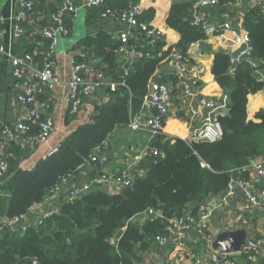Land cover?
I'll list each match as a JSON object with an SVG mask.
<instances>
[{
	"label": "trees",
	"instance_id": "16d2710c",
	"mask_svg": "<svg viewBox=\"0 0 264 264\" xmlns=\"http://www.w3.org/2000/svg\"><path fill=\"white\" fill-rule=\"evenodd\" d=\"M138 1L105 0V5L121 10ZM191 4L189 0H177L167 11L166 25L179 34L176 45H168L161 38L152 47L140 46L136 37H130L132 46L148 49L150 55L125 63L127 73L119 68L117 44L109 35L100 32L86 40L101 60L93 68L95 73L118 71L114 80L118 85L109 91L112 100L96 107L90 121L68 136L57 152L40 160L32 170L16 172L0 185V224L3 220L22 218L33 206L44 203L63 180L74 179L86 166L93 167L97 161L92 157L99 159L96 148L110 142L114 129L128 126L129 112L140 111L142 99L152 89L154 79L156 84L177 82L175 74L156 77V72L175 46L186 51L189 43L204 38L200 27L189 20ZM100 9L90 12L99 17ZM155 16L153 8L145 7L136 19L157 25ZM245 27L251 55L264 69V14L248 15ZM144 37L141 34V39ZM230 67L229 54L214 55L211 74L228 94L227 114L215 116L222 131L219 139L213 142L183 139V132L166 130L173 125L180 130L185 125L183 113L160 116L162 133L150 135V146L157 153L145 154L138 163L143 174L132 180L125 194L95 189L94 183L79 197H60L57 211L41 223L28 225L24 231L8 226L0 233V264H34V261L37 264H135L157 235L168 234V218L184 211L196 217L204 198L222 193L232 180L247 178L244 166L264 151V110L256 113L258 121L248 120V95L264 89V82L256 79L254 68L247 62L238 64L232 71ZM28 125L26 137L38 132L37 123ZM109 148L110 144L106 151ZM17 150L18 147L12 148L13 163L18 160ZM100 172L94 169L92 176H97L92 180ZM148 207L156 208L160 216L142 225L132 221Z\"/></svg>",
	"mask_w": 264,
	"mask_h": 264
},
{
	"label": "crops",
	"instance_id": "0c3cea01",
	"mask_svg": "<svg viewBox=\"0 0 264 264\" xmlns=\"http://www.w3.org/2000/svg\"><path fill=\"white\" fill-rule=\"evenodd\" d=\"M34 8L32 16L22 22L24 34L15 39L12 35L13 17L18 13L20 6L19 0H3L0 29L3 33L1 46L5 53L0 54V131L4 126L14 127L18 115L23 114L26 109L17 100V94L12 87V75L10 61L6 55L7 52L21 54L29 52L34 55L36 61L41 63L42 51L45 43L38 35V28L48 23L49 14L56 10L57 0H30ZM76 5H81L86 0H72ZM144 8H153L156 16L154 23L163 30V37L168 45H176L179 40V34L169 28L165 23L167 11L172 2L177 0H140ZM192 3V0H189ZM131 6V4H130ZM95 10V9H92ZM91 10V11H92ZM255 12L264 14V0H221L214 7H202L196 13L211 25H217L223 21H229L234 28H246L245 18ZM90 9H80L76 16L65 14L68 21L66 26L68 32L59 38L54 53V70L60 79V83L51 90H43L36 95L34 105L43 113H49L54 120L55 132L43 143L34 144L23 134H18L14 141L0 144V156L5 157L9 162V168L2 183L5 184L13 174L19 171H29L43 159L48 158L56 147L70 136L75 130L90 121L91 115L96 107L104 105L112 100L109 91V82L118 77V71L105 74L104 80L99 84L91 95L83 99V104L77 113L71 112L69 104L70 89L68 81L70 78V66L72 62H83L88 67L87 70L93 69L101 63L96 56L94 46L86 43L88 38H95L100 32L109 35L114 43L120 30L127 28V25L121 24L115 17H95ZM194 18V12L191 11L189 20ZM130 37L135 38L140 44L144 42L141 34L131 31ZM187 45L186 51L192 56V59L200 63L205 71L198 76L200 85L198 90L201 95L212 99H219L228 94L220 87L218 82L211 74L213 57L216 53L231 54L237 50V44L234 41V35L231 33H215L209 37L201 38L193 46ZM128 57H120L119 68L127 63ZM231 71V69H230ZM163 70L160 68L156 72V77L161 76ZM264 74V72H263ZM153 80L154 85H157ZM199 103V96L187 98L182 95L181 87L176 86L170 102L166 109L168 116H173L177 111H181L186 118H191L190 106L196 107ZM264 110V89L248 95L246 113L248 120L258 121L255 115L258 111ZM205 113L207 109H202ZM222 112V111H221ZM145 115H150L146 111ZM186 120H181L185 125L179 128L176 125L168 127L166 130H178L182 133L190 130L194 124ZM151 136L144 131H133L128 126L118 127L110 134V148L108 151L101 153L99 158L104 155H113L109 164L97 170L94 166H86L74 179H68L60 188L52 194H49L45 202L34 206L25 216V225H35L39 216L57 208L60 197L69 198L70 190L89 184L93 177L94 169L100 173H118L126 165L125 151L134 148L132 157L136 159V167L130 169L132 180L143 174L142 169L138 168V163L144 159V152L150 146ZM10 143V144H9ZM18 147V160L13 163L14 155L12 148ZM99 160V159H98ZM264 160V151L262 154L250 158V161L244 166L246 177L254 183V193L259 200L256 207H251L246 201L243 191L234 187V193L228 196L225 201L223 197L226 190L217 195H211L202 200L200 210L210 211L211 219L206 232L200 235L195 226L188 231L185 247L181 250L174 251L175 238L169 237L165 245H159L155 238L152 240L150 247L143 251L141 259L135 264H165L171 258L174 264H190L192 260L198 258L206 264H212L211 255L214 250L213 241L216 236L223 230H242L246 238L256 239L260 245L263 254L259 257L260 264H264V178H259L251 167L253 162ZM94 168V169H93ZM95 189L102 191L115 192L114 186L110 182L98 184ZM81 196V195H80ZM79 197V196H78ZM192 209L191 205L187 207ZM198 211V212H199ZM150 220L145 212L136 215L132 221L142 225L144 221ZM221 252V251H220ZM235 264H252L245 261L240 255L234 257Z\"/></svg>",
	"mask_w": 264,
	"mask_h": 264
},
{
	"label": "built area",
	"instance_id": "2783aa9c",
	"mask_svg": "<svg viewBox=\"0 0 264 264\" xmlns=\"http://www.w3.org/2000/svg\"><path fill=\"white\" fill-rule=\"evenodd\" d=\"M220 0H192L191 11L194 12V18L190 21L193 25L199 26L202 30L204 38L209 37L215 33H231L234 35V41L237 44V50L229 54L231 71L240 63L247 62L254 68L253 74L258 81L264 82V69L258 66L256 60L252 57V46L250 44V37L246 28H234L229 21H223L217 25H211L204 19H202L196 12L202 7H214L219 4ZM2 2L0 0V21L3 19L2 15ZM20 9L18 13L13 17L12 35L15 39L20 38L24 34L22 22L29 19L32 16L34 5L30 0H19ZM99 9L100 17H115L121 24L127 25V28L120 30L117 36V48L116 53L121 56H127V63H132L134 59L141 58L150 55V50H138L130 44V34L132 32H138L144 34V42H141L140 46L155 45L159 39L163 37V30L160 26L155 24H148L144 22H138L137 17L142 13L144 5L141 1L131 4V6L125 9H113L105 5V0H86L81 5H76L72 0H57V8L49 14L48 23L38 28L37 35L44 41L45 46L42 51L41 63L35 60L33 54L24 52L21 54H15L7 52L6 55L11 65L12 75V87L17 94L18 102L26 109L23 114L18 115L15 120L14 127L4 126L0 131V144L4 142L14 141L18 134H25L30 122H35L38 125V132L29 139L32 143L38 145L45 142L54 132L55 124L54 120L49 113H43L35 105L36 95L43 90H51L60 83V79L54 70V53L56 50L59 38L66 35L68 28L65 24V14L76 16L80 9ZM264 13V12H263ZM3 33L0 29V54L5 53L1 46ZM199 41V39L191 42L189 46H193ZM144 48V47H142ZM161 55V53H158ZM87 66L83 62H72L70 66V78L68 81V87L70 89L69 104L72 113H77L83 99L96 90L97 86L104 80V74L95 73L93 69L87 70ZM124 73L128 72V67L122 65ZM162 74H175L177 76V82H163L157 85H153L152 89L143 97L141 103V109L138 113L133 114L129 112L128 127L133 131H144L151 136L162 133V123L159 117L152 115H145L146 111H150L152 107L157 109L167 108L172 93L176 86L181 87V92L184 97L193 98L199 96V103L196 107L190 106L191 118L186 120L190 123L193 121V125L190 127L183 136L186 140H204L213 142L220 138L222 131L220 124L216 121L215 116L222 113V107L227 104V96L223 95L219 99H212L207 96L201 95L198 87L200 81L198 76L205 71V68L198 62L192 59V56L183 51L180 47H174L164 58ZM122 83V82H121ZM123 84V83H122ZM109 87L114 90L118 85L116 81H110ZM157 86V92L155 91ZM207 109L208 112L204 114L202 109ZM173 136L174 134H169ZM110 142H105L101 147H97L98 154H103L109 147ZM59 147L53 150V153L57 152ZM134 148L125 151L126 165L118 173H103L100 176L94 178L89 184H85L82 187L74 188L69 192V198L74 199L90 189V186L94 183L102 184L110 182L113 184L115 192L130 186L132 178L130 176V169L136 167V159L133 158L132 152ZM148 151H152L153 154L157 153V150L153 146H149L145 150L144 155ZM51 153V154H53ZM95 156L92 160L98 161ZM251 167L259 178H264V160L253 162ZM9 162L5 157L0 156V185L3 184L2 180L4 175L8 171ZM65 179L61 183L66 182ZM60 185V186H61ZM55 188L49 194L55 193L59 188ZM234 187H238L243 191L244 197L251 207H256L259 204L256 194L254 193V183L249 178H239L232 180L227 188L223 201L228 196L234 193ZM264 193V191H263ZM37 204L35 206H38ZM34 207V206H33ZM57 208L44 213L39 216L36 224L42 222L45 217H48L52 213H55ZM145 212L150 220L160 216L159 211L156 208L148 207ZM211 219V212L200 210L197 216L194 217L190 211H184L181 215L172 216L168 218V226L166 227L167 235H157L155 241L159 245H165L169 237L175 238L174 251L181 250L185 247L188 231L191 227L195 226L197 232L203 235ZM19 219L3 220L0 224V233L3 232L8 226H11L18 222ZM25 230V227H22ZM263 254L260 243L254 238H246L241 246V249L235 253H222L219 250H214L211 255L212 264H235V256L240 255L245 261L252 264H260L259 257ZM165 264H174L171 260L166 261ZM190 264H206L204 261L196 258L191 261Z\"/></svg>",
	"mask_w": 264,
	"mask_h": 264
},
{
	"label": "water",
	"instance_id": "95a60500",
	"mask_svg": "<svg viewBox=\"0 0 264 264\" xmlns=\"http://www.w3.org/2000/svg\"><path fill=\"white\" fill-rule=\"evenodd\" d=\"M132 35V34H130ZM155 91L157 92V86H155ZM166 109H157L156 107H152L150 109V115L154 117H160L166 114ZM228 107L224 105L222 107V114H227ZM113 155H104L99 158L96 162L95 167L97 170H101L103 166L110 163ZM130 189V186L125 187L120 190L122 194H125ZM25 217L19 219L18 222L12 225V229L22 228L25 225ZM245 239V232L242 230H223L221 231L213 241V248H220L222 253H235L241 249V246ZM34 264H37V261H34Z\"/></svg>",
	"mask_w": 264,
	"mask_h": 264
},
{
	"label": "bare ground",
	"instance_id": "6f19581e",
	"mask_svg": "<svg viewBox=\"0 0 264 264\" xmlns=\"http://www.w3.org/2000/svg\"><path fill=\"white\" fill-rule=\"evenodd\" d=\"M184 134H185V131H183L182 135H184Z\"/></svg>",
	"mask_w": 264,
	"mask_h": 264
}]
</instances>
